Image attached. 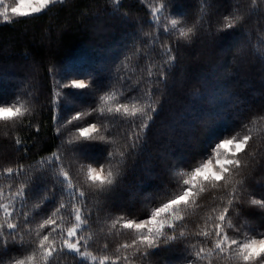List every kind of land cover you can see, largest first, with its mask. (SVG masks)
<instances>
[{
  "label": "trees",
  "instance_id": "1",
  "mask_svg": "<svg viewBox=\"0 0 264 264\" xmlns=\"http://www.w3.org/2000/svg\"><path fill=\"white\" fill-rule=\"evenodd\" d=\"M160 2L65 0L63 5H52L46 13L34 17L13 18L11 23L0 18V97L3 101L13 102L19 95L32 109L31 116L22 122L0 121V171L17 165L25 168V174L16 180L0 176V186L5 188V194L9 184L15 188L21 182L31 181L37 175L35 169L39 168L41 158L51 156L58 148L63 152L66 147L62 140L68 137L57 138L53 122L55 108L51 100L59 90L57 80L62 84L74 79L91 81L98 89L95 96L79 98L64 90L63 94L76 105L75 108L64 107V101H61L60 111L65 117L76 110L95 106L96 97L104 93L114 95L115 103L130 107L150 103L157 108L155 114L149 112L154 119L141 132L146 142L137 152H128L127 135L144 118L137 117L133 122V118L121 116L114 120L108 114L105 125L112 134V148H90L87 155L80 153L78 160L71 155L65 158L72 182L85 191L88 207L99 213V220L92 228L97 244L89 249L94 255H109L114 259L115 247L125 240L130 242L134 233L121 227L109 233L112 221L121 215L143 217L145 211L165 199L161 195L165 187L178 191L177 181L181 177L177 172L184 173L186 178V173L191 171L190 165L202 162L210 145L221 138H230L240 131L242 124H248L253 132L254 140L250 142L249 150L264 148V11L248 15L250 0H239L241 11L247 15L244 29L240 32L228 30L235 34L226 36L215 30L222 23V14H227L226 10H217V0H211L212 6L204 12L199 10L198 0H173L177 7H171V14L165 12L159 21H155L152 9ZM221 2H227L230 9L234 0ZM178 12L186 15H177ZM198 16L209 23L206 28L197 26L190 42L175 41L177 34L165 35L159 28L171 19L181 20L184 27H192ZM245 31L250 36L245 35ZM147 33L159 35L155 45L147 42ZM167 45L173 46L176 55L171 71L165 65L167 57L161 51ZM162 66L167 79L157 84ZM50 68L59 69L60 74L53 77ZM27 92L33 93L32 101L24 94ZM217 110L222 115L208 119L209 111ZM29 122L32 127H28ZM74 130L69 126V132ZM104 134L108 135L107 132ZM13 138L24 142L26 153L23 149L17 150ZM108 150L125 152L123 160L117 157L113 162L114 171L120 170L123 175L113 191L105 190L101 194L95 185L84 182L85 176L79 165L99 167ZM241 159L248 162L249 157L242 156ZM117 162L119 169L115 168ZM170 162L176 163L178 169L171 168ZM45 176L47 179L37 180L25 211L34 208L42 195L48 194L52 177L48 173ZM205 195L211 201L214 197L218 199L221 193L209 188ZM250 196L264 198V187L249 182L242 199ZM55 206V201L49 200L36 220L42 221ZM206 214L201 213L202 216ZM245 218L255 225L262 222L259 215ZM187 228L191 232L199 231L197 224L189 223ZM105 242L109 244L107 252L100 250V245ZM191 242L199 243L197 240ZM183 253L184 245L177 243L150 257L149 264H187ZM19 255V249H14L4 259ZM56 264L76 262L71 257L61 256ZM134 264L144 262L137 260ZM213 264L227 262L213 259Z\"/></svg>",
  "mask_w": 264,
  "mask_h": 264
},
{
  "label": "snow or ice",
  "instance_id": "2",
  "mask_svg": "<svg viewBox=\"0 0 264 264\" xmlns=\"http://www.w3.org/2000/svg\"><path fill=\"white\" fill-rule=\"evenodd\" d=\"M64 3L65 0H16L15 6H12L7 0H0V18L3 22L11 23L13 18L34 17L46 13L52 5ZM197 6L204 12L207 7L212 6L211 0H198ZM171 7H177L173 0H161L152 9L153 19L159 21L165 12L171 14ZM215 7L218 11H227L226 15L222 14V23L216 26V32H224L227 36L244 29L247 15L241 11L239 0H234L230 9L227 2L217 0ZM258 11H264V0H250L248 15ZM204 14L207 15L206 12ZM177 15L186 14L178 12ZM208 23L198 16L192 27H184L181 20L171 19L170 22L159 25V28L165 35L177 34L175 41L190 42L191 37L196 34L197 26L206 28ZM228 30L235 32L229 33ZM244 34L250 36L246 31ZM146 35L148 43H157L158 34ZM161 51L167 57L165 65L171 71L176 61L173 46H163ZM49 73L53 77L60 74L59 69L54 68H50ZM166 79L162 66L157 84L160 80L166 82ZM56 84L59 90L51 100L55 108L53 122L57 138L68 137L62 140V145L66 147L63 152L58 148L51 156L41 158L39 168L35 169L37 175L31 181L21 182L15 188L9 184L7 194L5 188L0 186V264H56L61 256L73 258L76 264H88L89 261L91 264H134L137 260L149 264L150 257L177 243L184 245L183 254L187 264H213V259L226 261L227 264H264V198L250 196L246 200L242 199L249 182L264 187V148L249 150L254 136L248 124H242L240 131L230 138H221L210 145L202 162L190 165L191 171L186 173V178L184 173L177 172L181 177L177 181L179 190L173 192L165 187L161 193L165 199L159 200L150 211H145L143 217L125 218L121 215L112 221L109 233L118 227L134 233L130 242L125 240L115 247L114 259L109 255H94L89 249L97 244L92 228L99 220V213L88 207L85 191L72 182L65 167V158L71 155L78 160L79 154L87 155L90 148H112V134L105 125V121L109 119L108 114L114 120L121 116L133 118V122L137 117L144 118L127 135L130 141L128 152H137L146 142L141 132L154 119V115H149V112L155 114L157 108L150 103L142 106L132 104L131 107L125 103H115L114 95L104 93L96 97L95 106L76 110L74 114L65 117L60 111L61 101H64V107L75 108L76 105L63 94L64 90H68V95L79 98L95 96L98 89L93 87L91 81L81 79L71 80L67 84L57 80ZM72 90L89 91L74 93ZM24 94L32 101V92ZM31 114L29 102L22 101L19 95L13 102L3 101L0 97V121L22 122ZM219 115L222 113L218 110L209 111L208 119ZM69 126L75 130L69 132ZM28 127H32L30 122ZM106 132L108 135L104 134ZM13 139L17 150L23 149L26 153L24 142L18 138ZM229 146L234 151L229 152ZM242 156H248V162H244ZM117 157L123 160L125 152L106 151L104 163H100L99 167L80 164V171L85 176L84 182L89 186L95 185L101 194L105 190L109 193L113 191L123 175L120 170L114 171L113 162L117 161ZM170 167L178 169V165L173 162H170ZM115 168L119 169L118 162ZM45 173L52 177V184L47 187L48 194L42 195L40 203L34 208L25 211L29 194L33 192L37 180L47 179ZM21 174H25L23 165L6 167L0 171V176H6L10 180L18 179ZM209 188L219 191L221 196L209 201L205 195ZM5 199L7 202H4ZM49 200L55 201L57 206L48 211L46 218L37 221L36 216L42 214L40 209ZM201 213L208 214L202 216ZM248 215H259L262 218L261 224L250 223L245 218ZM189 223L197 224L199 231H189ZM33 224L36 226L33 227ZM192 240L199 243H192ZM14 249H19L20 255L5 260L4 257ZM108 249L107 242L100 245L101 251L107 252Z\"/></svg>",
  "mask_w": 264,
  "mask_h": 264
},
{
  "label": "rangeland",
  "instance_id": "3",
  "mask_svg": "<svg viewBox=\"0 0 264 264\" xmlns=\"http://www.w3.org/2000/svg\"><path fill=\"white\" fill-rule=\"evenodd\" d=\"M7 2L10 4V5H12V6H15V4H16V0H7ZM232 148L229 146V152H231L232 150H231ZM93 167H97V166H93Z\"/></svg>",
  "mask_w": 264,
  "mask_h": 264
}]
</instances>
